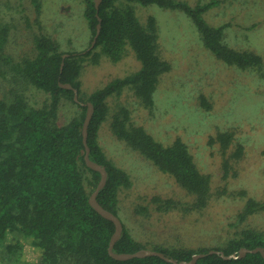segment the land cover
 Returning <instances> with one entry per match:
<instances>
[{
  "label": "trees",
  "instance_id": "obj_1",
  "mask_svg": "<svg viewBox=\"0 0 264 264\" xmlns=\"http://www.w3.org/2000/svg\"><path fill=\"white\" fill-rule=\"evenodd\" d=\"M82 1L91 32L89 46L82 52L65 51L55 39L42 33L40 0H32L40 28V34L34 38V57L12 65V60L2 54L8 32L5 29L0 34V58L16 73L11 79L13 87L0 94V264H172L160 257L126 261L112 258L109 247L115 224L90 204L101 174L89 168L85 161L83 125L89 104L94 108L88 129L90 159L105 167L108 173L106 186L97 200L104 209L120 218V194L130 189L133 181L107 157L99 143L101 127L110 113L108 99L119 98L124 89L129 88L140 104L151 111L160 76L171 70V64L160 55L156 20L151 17L142 24L133 4L183 12L197 27L205 47L229 66L256 70L263 66V58L229 47L224 38L230 25L214 27L205 20L206 13L219 5L218 0L199 2L195 6L185 0H103L98 9L94 0ZM99 25L100 35L95 47L90 49ZM128 46L142 63L141 70L89 96H82L80 76L84 62L89 59L92 65H98L104 54L112 62H119ZM98 48L101 51H97ZM66 54L69 56L63 59ZM60 84H71L78 91L79 102L74 100L73 90L64 89ZM27 86L45 94L43 106L30 103ZM65 99L76 104L79 111L68 123L62 124L59 120ZM202 102L210 108L204 98ZM111 129L117 139L171 176L192 198V201H177L154 196L151 203L157 212L180 211L190 216L207 209L212 198V177L199 170L184 141L177 139L168 146L156 141L145 128L132 122L131 111L122 105H118L113 115ZM235 138V130L217 134L216 140L224 155ZM242 155L243 147L239 145L231 159L239 160ZM229 168L230 161L225 159L226 175ZM239 196L247 195L241 192ZM136 212L145 214L149 209L141 207ZM260 213H264V202L248 197L244 208L230 224L237 229L235 234L222 245L212 247L144 244L137 241L123 223L114 252L134 254L148 249L178 262H189L194 255L203 253L207 255L197 264H264L260 253H248L242 259L231 260L208 254L215 250L230 256L243 248H264V230L244 226L250 217ZM27 247L33 253L32 260L24 257Z\"/></svg>",
  "mask_w": 264,
  "mask_h": 264
},
{
  "label": "rangeland",
  "instance_id": "obj_2",
  "mask_svg": "<svg viewBox=\"0 0 264 264\" xmlns=\"http://www.w3.org/2000/svg\"><path fill=\"white\" fill-rule=\"evenodd\" d=\"M185 1L195 6L211 0ZM218 1L205 20L214 27L230 25L225 43L235 50L258 54L264 61V0ZM40 4L43 34L55 39L65 51L82 52L89 46L91 32L82 0H40ZM133 5L142 24L151 17L156 20L160 55L171 64V70L160 76L151 111L129 88L119 98L108 99L110 113L101 127L99 143L107 157L133 181L132 187L120 194V218L133 237L144 244H187L196 248L222 245L235 234L237 229L230 224L248 197L264 202V64L256 70L229 66L205 47L197 27L183 12ZM36 18L32 0H0V34L5 29L8 32L2 54L12 60V65L35 56L34 38L40 34ZM127 49L116 63L105 54L98 65H92L89 59L84 62L82 96L141 70L135 52L129 46ZM13 76L16 73L12 67L0 58V94L13 87ZM25 88L30 103L43 106L45 94L31 86ZM202 98L210 108L203 106ZM118 105L128 108L132 122L145 128L156 141L168 146L181 139L188 145L199 170L212 177V198L207 209L190 216L180 211L162 214L154 209V196L177 201L192 198L171 176L115 137L111 122ZM78 111L76 104L65 99L60 123H68ZM227 130H235L236 138L224 155L216 137ZM239 145L243 155L233 160ZM225 159L230 161L227 175ZM241 192L247 196H239ZM141 207L148 208L149 213L138 214L136 210ZM244 226L264 230V213L250 217ZM24 257L33 259L29 247Z\"/></svg>",
  "mask_w": 264,
  "mask_h": 264
},
{
  "label": "water",
  "instance_id": "obj_3",
  "mask_svg": "<svg viewBox=\"0 0 264 264\" xmlns=\"http://www.w3.org/2000/svg\"><path fill=\"white\" fill-rule=\"evenodd\" d=\"M102 1L103 0H94L97 9L100 7ZM100 32H101V25L98 26L97 35L94 38L90 49H93L95 47L96 42L98 40V37L100 35ZM68 56H69L68 54L64 55L63 59H66ZM63 67H64V63L62 64V69H63ZM60 86L64 89H67V90H73L74 100L76 102H79L78 91L76 89H74L71 84H60ZM93 113H94L93 105L89 104L86 119H85V122L83 125V142H84V145L86 147L85 161H86V164L89 168H91L94 171H97L101 174V180H100L96 190L94 191V193L92 194V196L90 198V204L100 215H102L104 218L112 221L115 224V228H116L115 233L112 236L110 247H109V254L111 255V257L116 259V260H119V261H126V260H131L134 258L160 257L163 260H165L166 262L172 263V264H197V262L200 259L204 258L207 254H203V253L202 254H196L193 256L192 260L189 262H178L175 259H172V258L165 256L163 253L148 250V249L140 250L134 254H117L114 252V247H115L116 243L118 242V240L121 238L124 227H123V222L121 221V219L118 216L114 215L112 212H109L106 209H104L97 200V197H98L100 191H102L104 189V187L106 186V183L108 180V173H107V170L105 167L99 165L98 163H96L90 159V148L88 146V129H89V125H90ZM248 253H253V254L260 253L264 257V248H257L254 250H249V249L243 248L239 251L238 254L236 253V254H232L230 256H226L225 253L222 251H215V250L210 251L208 254H217L225 260H231V259H242V258L246 257V255Z\"/></svg>",
  "mask_w": 264,
  "mask_h": 264
}]
</instances>
